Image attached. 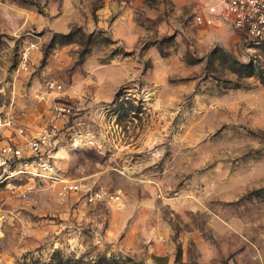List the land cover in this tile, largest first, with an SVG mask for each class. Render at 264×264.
I'll return each mask as SVG.
<instances>
[{
	"label": "rangeland",
	"instance_id": "rangeland-1",
	"mask_svg": "<svg viewBox=\"0 0 264 264\" xmlns=\"http://www.w3.org/2000/svg\"><path fill=\"white\" fill-rule=\"evenodd\" d=\"M196 5L0 0V148L6 119L32 128L71 106L61 181L122 198L4 186L0 264H264V49L196 25Z\"/></svg>",
	"mask_w": 264,
	"mask_h": 264
},
{
	"label": "built area",
	"instance_id": "built-area-1",
	"mask_svg": "<svg viewBox=\"0 0 264 264\" xmlns=\"http://www.w3.org/2000/svg\"><path fill=\"white\" fill-rule=\"evenodd\" d=\"M194 22L198 26H215L228 23L245 37L248 50L264 49V0H196ZM31 47L20 52L19 69L31 68ZM60 85L47 83L46 90H59ZM40 97V96H38ZM40 99H45L41 95ZM73 115L71 106L61 104L46 124L36 127L16 126V121L6 119L1 126L10 131L4 137L0 148V189L11 186L15 181H46L64 186L59 196L64 198L69 192L82 193L83 200L89 204L119 205L121 196L102 189H88L78 183H64L56 169V154L59 152L61 123L67 122Z\"/></svg>",
	"mask_w": 264,
	"mask_h": 264
}]
</instances>
